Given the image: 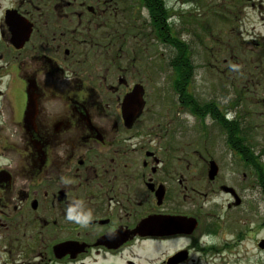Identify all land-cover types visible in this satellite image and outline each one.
<instances>
[{
  "label": "flooded vegetation",
  "instance_id": "flooded-vegetation-1",
  "mask_svg": "<svg viewBox=\"0 0 264 264\" xmlns=\"http://www.w3.org/2000/svg\"><path fill=\"white\" fill-rule=\"evenodd\" d=\"M160 2L0 0V264H149L167 247L153 264H237L253 237L264 253V97L253 127L238 105L191 100L208 159L196 144L182 158L153 111L158 47L175 38ZM214 130L231 169L209 151ZM179 218L194 227L176 232Z\"/></svg>",
  "mask_w": 264,
  "mask_h": 264
},
{
  "label": "rangeland",
  "instance_id": "rangeland-1",
  "mask_svg": "<svg viewBox=\"0 0 264 264\" xmlns=\"http://www.w3.org/2000/svg\"><path fill=\"white\" fill-rule=\"evenodd\" d=\"M244 1L162 0L159 3L163 20L170 25L167 33L175 36L173 39L168 35V39L179 49L168 43L158 47V54H162L160 58H164V63L158 61L162 66L158 69L155 80H158L164 98L159 104L160 107L153 111L166 117L168 123V118H171L173 128L176 131L179 129L177 142L184 148L180 150L182 158L190 153L188 147L192 144H196L199 149L196 151L197 159L198 154L207 157V151L203 150L206 137H203V133H195L191 128L193 111L190 103L193 99L198 107L213 102L218 107L227 106L231 112H235L238 105L243 122L246 126L248 124L253 127V113L258 110L259 105L257 99L264 97V0ZM182 52L186 54L183 61L191 70L187 74L190 76L189 86H186L190 89L188 100H181L174 92V71L169 66L174 53L179 56ZM210 123L207 120V124ZM249 130L247 129L249 135H256L253 128L249 127ZM209 132L206 134L212 140L209 151L217 161L224 162L227 170L231 169L230 161L233 159L224 146L225 134L219 130ZM247 201L251 200L247 198ZM218 202L220 204V200ZM198 206L207 204L200 203ZM236 234L238 232H234L228 239L234 240ZM263 236L264 231L259 233V237ZM183 247L179 245L176 249ZM174 249H156L149 264H153L152 261L160 263L165 258L161 253H173ZM231 251L225 255L233 256L238 252L242 262L237 264H264V253L257 249L254 237L251 241H241L233 254Z\"/></svg>",
  "mask_w": 264,
  "mask_h": 264
},
{
  "label": "trees",
  "instance_id": "trees-1",
  "mask_svg": "<svg viewBox=\"0 0 264 264\" xmlns=\"http://www.w3.org/2000/svg\"><path fill=\"white\" fill-rule=\"evenodd\" d=\"M179 45H182L179 43ZM184 59H186V54L184 52H182L180 54V59H179V79H180V95H181V100L186 99L188 100L189 99V95L187 93V88L186 86L188 85L189 86V78L190 76L187 75L191 70L190 68H188L187 65H185V61H183ZM187 75V77H186ZM187 86V87H188Z\"/></svg>",
  "mask_w": 264,
  "mask_h": 264
},
{
  "label": "water",
  "instance_id": "water-1",
  "mask_svg": "<svg viewBox=\"0 0 264 264\" xmlns=\"http://www.w3.org/2000/svg\"><path fill=\"white\" fill-rule=\"evenodd\" d=\"M245 1H250V0H245ZM142 106H143L142 104H138V107L133 112L132 116H134V117L137 116L141 112ZM125 107L126 108H130V101L128 99L125 102ZM213 177H214V174L212 176V179H213ZM176 220H177L176 224L178 223L179 226H181L180 228H176V232H180L181 233L183 231L184 227H187L189 225V223L192 224V227H194V225H195V221H188V220H185L184 218H179V219H176ZM183 254L184 253L182 252V253L178 254L177 256H175V260L181 258V256Z\"/></svg>",
  "mask_w": 264,
  "mask_h": 264
}]
</instances>
